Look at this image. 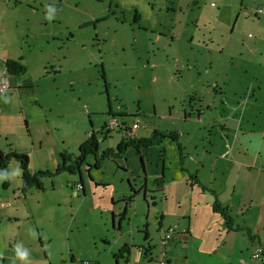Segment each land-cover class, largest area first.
<instances>
[{"label": "rangeland", "instance_id": "1", "mask_svg": "<svg viewBox=\"0 0 264 264\" xmlns=\"http://www.w3.org/2000/svg\"><path fill=\"white\" fill-rule=\"evenodd\" d=\"M258 9L264 10V0H0V56L21 57L26 67L21 80L32 83L36 94L28 100L34 109L41 104L39 117L45 118L31 125L45 155L36 163L27 154L32 166L52 170V148L57 146L73 160L91 133L97 141L96 155L86 157L84 167L90 169L81 173L86 194L81 188L75 191L81 187L79 173L61 172L41 179L43 190L31 189L35 197L29 202L40 212L38 232L44 239L43 248L31 251V264H115L114 255L124 244H149L159 257L163 232L158 227L168 208L164 191L153 183L160 172V146L148 147L140 155L128 147L117 157L104 159V151L112 148L116 153L117 144L128 139L123 129L107 133L104 127L114 115L122 128L137 120V135L153 129L175 131L183 159L174 142L162 140L164 180L184 178L182 167L194 166L197 160L193 131L196 138L203 134L196 116L191 122L184 116L191 110L195 114L202 99L208 103L203 111L210 123L204 132L217 134L224 123L219 118L226 112L212 101L233 102L243 90L247 95L249 75L241 71L242 61L239 69L236 64L247 57L244 46L255 56L264 55V13L255 16ZM11 107L3 110L7 131L13 132L11 139L19 147L29 150L24 121L14 128L20 110ZM262 116L255 115L259 121ZM247 117L240 110L231 116L236 123L249 121ZM246 126L251 129L250 122L244 123L238 133L244 134ZM255 130H260L258 124ZM4 142L1 137V147ZM12 162L4 178L15 181ZM107 187L113 192L114 212L96 206ZM13 190L8 188L9 196L3 197L8 207L15 205ZM129 196V203L121 201ZM7 247H13L9 240L3 249ZM14 264H20L16 255Z\"/></svg>", "mask_w": 264, "mask_h": 264}, {"label": "crops", "instance_id": "2", "mask_svg": "<svg viewBox=\"0 0 264 264\" xmlns=\"http://www.w3.org/2000/svg\"><path fill=\"white\" fill-rule=\"evenodd\" d=\"M244 48L245 46L242 47V50L243 52L247 51V57L239 58L236 68L239 69V62L244 63L241 71L245 75L248 74L250 78L249 88L246 89L247 93H245L247 95H244L243 90L239 93L244 95L243 98L238 95L237 100L233 102L212 101L217 109L223 107L226 112L225 116L219 118L221 122L226 123L220 126V132L205 134L204 128H207L210 123L204 119L203 106L208 109V103H204L202 99L198 101L199 109L195 110V114L194 110H191V113L184 116L185 120L189 122H191L192 117L196 116L195 123L203 128V134L200 138H196L193 131L191 140L196 142L193 156L197 160L194 166L185 169L182 167V172L185 173L184 178L177 182H174L173 179L170 182L164 180L165 161L160 157L163 141L159 145L157 160L160 162V172L155 173L153 183L156 185V189L159 188V191H164V202L168 208L165 210L167 215L162 214L158 228L160 233H164V230L171 226H177L176 234L171 241L162 242L163 238L160 239V250L165 253L164 256L168 264H250L252 250L259 245L264 248V212H262L264 209V55L260 53L261 56L260 54L255 56L251 49ZM20 59L21 57L16 59L11 53L0 56V80L8 86L6 93L0 95L4 96V100L0 99V107L2 108H0V138L3 137L5 141L3 147L0 145V151L3 153L15 151L26 155L31 154L36 158L35 162L40 163L45 157L44 149L41 139L31 133V125L38 120L45 119L39 117L41 113L39 109L42 106L40 103H36L35 105L39 109H34L32 104L30 105L28 97L32 99L36 95L32 90V83L21 80V77L7 74L5 69L6 61H20ZM20 63L22 64L21 61ZM5 105L10 106L9 111L10 109L13 110L11 105L17 106L20 110V117L13 119L16 122L14 128H19L20 121H24L22 127H25L26 136L30 142L29 150L19 147L16 141L11 139V136H14L13 132L7 131L9 130L6 125L7 118L3 117V110H7ZM238 110L241 111V115L246 117L251 115L252 117H247L249 121L236 123L231 116L238 114ZM123 114L118 113L120 116ZM258 114L263 115L262 122L256 119L255 115ZM228 120L229 122L232 121L230 125ZM249 122L251 129L246 126L244 134L238 133L244 128V123L248 125ZM255 124L260 127L258 133H256ZM5 126H7L6 129ZM212 127L214 125L211 124L210 128ZM139 128L140 125L133 134L135 140L147 139L154 131L153 129L141 136L137 135ZM207 136L209 139H206ZM56 147L52 148L54 153L51 157L55 168L42 170L40 165L38 167L32 166V160L29 159L28 170L30 173L37 171L54 172L61 163L60 154L65 152ZM146 149L145 147L140 148L139 154ZM179 151L183 157L181 146ZM141 156V167L144 168L143 155ZM13 164L15 165L13 166ZM84 166L85 163L78 171L81 186H84L81 173L82 175L86 174L85 171L88 172L90 169L87 167L86 170ZM13 168L17 169L14 170V174L16 172L15 181L8 177L3 180L0 177V257L4 258L0 264H14L15 255L20 264H31L33 260L31 251L43 248L44 243V239L38 232L37 216L40 212L30 205L29 198L35 197L31 193L32 188L26 192L21 191L20 170L16 162H12V171ZM96 168L99 166L97 165ZM148 176L151 177L152 174ZM146 177L145 175L144 187L146 180H148ZM87 179H89L88 175ZM86 185L89 186L90 182H87ZM83 186L81 189L85 193ZM10 187L14 188L11 193L13 196L11 202L15 205L12 207L4 206L5 198L3 199V197L9 196L7 190ZM97 189L101 188L98 186ZM79 190L76 189L75 191L78 192ZM104 192L107 193H102L103 199L99 198L96 206L114 212L113 192L108 187ZM214 201L227 210L231 218L228 226L224 218L213 211ZM255 210L256 212H254ZM147 238L148 232L145 231L144 241ZM8 240L11 241L13 247H7L5 251L3 249L4 243ZM126 246L129 247V254L122 259H117L115 264L129 262L155 264L158 253L156 254L149 244L146 247L142 245L140 247ZM146 248L149 250L146 251ZM18 253H25L24 258L21 259ZM83 263L90 264L88 262L81 264Z\"/></svg>", "mask_w": 264, "mask_h": 264}, {"label": "trees", "instance_id": "3", "mask_svg": "<svg viewBox=\"0 0 264 264\" xmlns=\"http://www.w3.org/2000/svg\"><path fill=\"white\" fill-rule=\"evenodd\" d=\"M261 10V13H258V11ZM264 13L263 9H258L255 11L254 15H261ZM5 69L7 74L16 76V77H22L26 73V67L20 63V61H6L5 62ZM114 116V115H113ZM165 138H169L172 142H174L178 149L180 150V146L178 144V136L175 132H160L157 130H154L151 134V136L147 139H138L135 140L132 137H128V139H122L117 144V152L115 153L113 149H107L104 151L101 155L104 159L106 158H115L117 155L121 154L126 148L133 147L135 148L136 154H139L140 148H148L151 146H159L162 142V140H165ZM97 151V141L94 137V133H91L86 140L84 141V144L79 147V153L78 156L75 157L73 160H71V155L67 154L66 152H62L60 154V165L57 166L56 170L54 172L49 171H37L35 173H30L28 170L29 165V159L26 154L23 153H17L15 151H9L7 153H3L0 151V177H5L8 175V164L10 161H15L18 164V168L20 170V181H21V191L26 192L27 190L33 188L35 190H43V184L42 180L43 178H53L56 175H58L61 172H68L70 174L78 173L79 168L82 166V164L85 163V159L88 155H96ZM161 159L164 160V149H161ZM141 159V158H140ZM180 159L182 160L183 157L180 155ZM97 161L95 166H97ZM142 166V163H141ZM125 199V200H124ZM122 201L127 204L129 201H131L132 196H129L127 198H124ZM212 209L215 213L220 214L224 220L226 221L227 226L229 225L231 218L228 215V212L225 208L221 207L216 201H214L212 205ZM149 248H146V251H148ZM129 254V247L126 245H123L117 253L114 255L115 262L117 259H122L126 255ZM127 264V263H125Z\"/></svg>", "mask_w": 264, "mask_h": 264}, {"label": "built area", "instance_id": "4", "mask_svg": "<svg viewBox=\"0 0 264 264\" xmlns=\"http://www.w3.org/2000/svg\"><path fill=\"white\" fill-rule=\"evenodd\" d=\"M262 11L259 10L258 13H261ZM8 90V86L5 82L0 80V95H3ZM116 127H119L121 130L123 129V133L125 136L132 137L136 129L139 127L138 121H134L129 127L122 128L120 125H118L115 117L112 115L111 118H109L107 124L104 127V131L109 133L110 131H113ZM81 187L79 185L76 186V189H80ZM4 206H8L7 203L4 204ZM177 226H171L163 233V240L162 242H169L171 241L172 237L176 234ZM165 253L161 252L159 257L156 258L155 264H168ZM87 264V263H83ZM127 264H135V263H127ZM250 264H264V248L262 246L255 247L251 254H250Z\"/></svg>", "mask_w": 264, "mask_h": 264}, {"label": "clouds", "instance_id": "5", "mask_svg": "<svg viewBox=\"0 0 264 264\" xmlns=\"http://www.w3.org/2000/svg\"><path fill=\"white\" fill-rule=\"evenodd\" d=\"M18 255L20 256L21 259H23L25 256V253H18Z\"/></svg>", "mask_w": 264, "mask_h": 264}, {"label": "flooded vegetation", "instance_id": "6", "mask_svg": "<svg viewBox=\"0 0 264 264\" xmlns=\"http://www.w3.org/2000/svg\"><path fill=\"white\" fill-rule=\"evenodd\" d=\"M127 138H128V136H126ZM81 188H82V186H81Z\"/></svg>", "mask_w": 264, "mask_h": 264}]
</instances>
